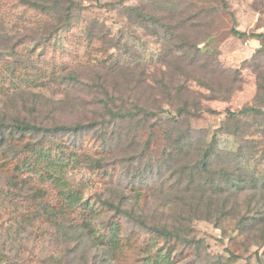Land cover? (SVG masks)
I'll list each match as a JSON object with an SVG mask.
<instances>
[{
    "label": "rangeland",
    "instance_id": "obj_1",
    "mask_svg": "<svg viewBox=\"0 0 264 264\" xmlns=\"http://www.w3.org/2000/svg\"><path fill=\"white\" fill-rule=\"evenodd\" d=\"M27 1L35 0H0V75L6 88L0 91V109L13 116L36 108L31 119H7L12 123L27 120L43 126L93 125L77 137H50L47 144H65L66 154L56 151L54 156L38 160L41 171L82 189L89 203L111 199L149 223L176 228L184 225L183 235L194 244L198 242L200 256H187L191 253L187 252L179 264H264V244L248 240L237 230L235 220L229 219L220 229L192 220L182 206L168 205L155 197L139 201L130 191L137 170L144 172L149 158L155 162L163 155L172 119L180 121L179 132L190 126L208 142L216 135L219 149L237 150L240 141L222 130L226 112L264 108V90L258 91L257 74L247 69L241 72L242 82L233 85L235 91L226 101H207L212 93L201 83L216 85L221 77L211 78L201 65H207V55H213L222 68L237 70L255 56L262 47L259 35L264 34V0H68L57 13L46 15L22 6ZM70 2L75 12L66 20ZM129 7L156 15L161 23L173 27L167 32L173 35H165L164 28L153 21L141 23L128 14ZM92 29L103 40L90 43L88 33ZM233 29L245 36L234 35ZM259 62L264 64V60ZM159 83L172 95L165 94L166 88ZM259 83L264 86V80ZM179 87L187 90L182 92ZM179 99H188L191 104L198 101L201 109L191 108V114L177 117ZM122 101L128 107L140 104L157 115L117 120L111 128L103 127L105 121H111L108 111L116 113ZM242 120L251 125L250 165L259 173L264 169V115ZM152 124L157 126L150 131ZM103 132L113 139L110 146L101 143L98 134ZM150 137L153 140L148 150ZM103 145L108 151L104 154L100 151ZM86 157L103 159L113 178L75 164ZM31 165L20 171L11 166L8 173H0V264H142L143 258L164 247L163 241L141 230L138 222L105 208L95 222L96 236L107 234L108 225L118 222V246L103 253L105 246H91L87 241L91 249L81 246L74 253L81 230L65 237L56 225H82L84 210L73 211L63 221L54 184L43 183L39 168L35 171ZM11 175L27 181L28 186L13 184ZM166 177L155 180L166 183ZM146 181L144 176L139 183ZM41 192L47 195H39ZM49 212L61 220L54 222ZM232 254L239 258L233 259Z\"/></svg>",
    "mask_w": 264,
    "mask_h": 264
},
{
    "label": "trees",
    "instance_id": "obj_2",
    "mask_svg": "<svg viewBox=\"0 0 264 264\" xmlns=\"http://www.w3.org/2000/svg\"><path fill=\"white\" fill-rule=\"evenodd\" d=\"M67 2L68 0H35L27 1L22 6L46 15L57 13ZM71 5H74V3L70 2V5L67 7L66 20L71 19L75 12V8ZM126 11L128 14L135 15L141 23L153 21L157 26H162L165 35H168L167 32L173 28L170 24L161 23L159 19H156V15L146 13L139 7H129ZM157 32L155 31V34ZM233 33L236 36H245L244 33L236 29H233ZM259 37L262 43L261 49L257 50L254 54L255 56L250 61H245L240 69L226 70L222 68L216 56L207 55V65H201L202 69L211 78L221 77V79L216 85L208 81L204 84L201 83V85L208 86L212 93L209 99L205 100L226 101L235 91L233 85L242 82L241 72L247 69H251L257 74L258 91L264 90V86L259 83L260 80H264V64L259 62V60H264V34H260ZM88 38L90 43L103 40L97 37L93 29L88 33ZM198 52L199 50L196 51V53ZM193 61V67H195L196 60ZM189 66L192 71V62ZM1 76L0 91L4 92L6 88H4V80ZM10 77L13 78V75ZM222 79L226 83L221 81ZM138 82L139 84H143V80H138ZM158 85L159 87L166 88L165 94L172 95L165 84L159 83ZM179 88H182V92L187 90L183 87ZM34 96L38 97L37 95ZM107 96H109V93H107ZM177 101L181 104L178 107L177 117L191 114V108L198 111L201 109L199 107L200 102L198 101L192 102V104L188 99H179ZM126 104L122 101L116 113L109 110V119L111 121H105L103 127L111 128L117 120L125 121L126 119L131 120L137 117L146 119L156 117L157 115V113L150 112L149 109L140 104H129V107ZM206 110L213 114L218 113L210 108ZM35 112L37 110L34 107L32 108V112H26L27 116L23 118L22 116L26 113L17 112L13 116H10L0 109V173H8L11 166L14 171H20L24 168L28 169L33 164L35 171L37 170L36 168H39V176H41L40 178L43 183L50 181L52 185L54 184L55 191L61 202L59 212L64 216L62 217L63 221L73 211L79 208L84 210L81 214L83 218L82 225L78 226L76 223L71 224L67 222H65L66 227L63 226V222L56 225V228L65 237L72 235L75 230H81L76 240L74 253H77L81 246L90 248V245L92 246L93 244L105 246L103 253L107 252L106 248L115 249L118 246L120 242L118 234L121 231V225L118 222L108 225L109 232L107 234L96 236V232L98 231L95 222L101 216V213L105 212L106 208L107 211L120 214L125 219L138 222L141 230H145V233L150 235V237L163 241L164 247L156 253L143 258L142 264H179L181 258L187 252H191L187 256H200L199 248L201 247L198 245V242L194 244L193 241L186 240V237L183 235L182 230L185 228L184 225L176 228L166 224L149 223L141 215H135L133 210L122 207L123 203L116 204L111 199H98L99 201L89 203L84 200V191L82 189L74 188L63 179H54L48 175V172L44 174L36 163L38 160L54 156L56 151L60 152L58 155L66 154L65 144L56 142H51V145L47 144L50 137H77L82 135L87 129L90 131L93 125L91 127L82 124L75 126H43L27 120H15L13 123L7 120L31 119ZM258 115H264V108L244 107L238 111L229 110L226 112L227 121L222 124V130H225L223 133L240 141L239 147L235 151L219 149L216 135H213L210 142H208L204 135L201 136L200 133L193 132L190 126L184 132H179L180 121L172 119L173 124H170L172 128L166 131L165 141L167 145L163 155L155 162L149 158L145 169H143L144 172L137 170L134 175L136 181L132 183L130 191L133 192L139 201L143 197L145 200L149 197H155L166 201L168 205L175 207L176 205L182 206L187 211V215L192 216V220L209 222L220 229L226 221L233 219L236 221L237 230L248 240H251L256 245L264 244V169L257 173L250 165L252 156H250L251 153H248L250 149V135L248 132L251 125L242 120L243 117H255ZM156 126L154 124L150 125V131L156 128ZM98 137L101 143H104L106 146H110L113 140L105 132L98 134ZM152 138L150 137L148 140L146 146L148 150L150 149ZM104 145L103 149L100 150L102 154L108 152L104 150ZM32 158L33 163L31 161ZM82 161L77 159L75 164L86 165L89 169L102 171L103 175L106 174L107 177L113 178V175L104 168L103 159L93 160L91 157H86ZM144 176L147 177L146 184L139 183V180ZM165 177L166 181L168 179L166 183H158L155 180ZM10 178L13 180V184L20 183L21 185L28 186L27 181L21 180L18 176L11 175ZM149 178L153 180L148 183ZM38 194L43 197L47 195L46 192ZM183 212L181 213V220L184 221L185 214ZM48 215L52 216L54 222L61 220V217L55 215V213L49 212ZM87 241L90 242V245L86 243ZM232 258L238 259L239 257L232 254ZM257 259L261 263L260 258L258 257ZM83 264H87V261Z\"/></svg>",
    "mask_w": 264,
    "mask_h": 264
}]
</instances>
